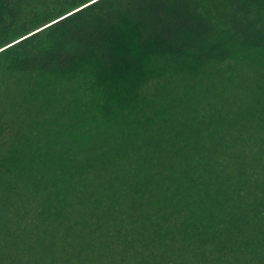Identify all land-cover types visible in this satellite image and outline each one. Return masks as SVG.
<instances>
[{
  "label": "trees",
  "instance_id": "obj_1",
  "mask_svg": "<svg viewBox=\"0 0 264 264\" xmlns=\"http://www.w3.org/2000/svg\"><path fill=\"white\" fill-rule=\"evenodd\" d=\"M88 3L0 0V264H264V0Z\"/></svg>",
  "mask_w": 264,
  "mask_h": 264
},
{
  "label": "snow or ice",
  "instance_id": "obj_2",
  "mask_svg": "<svg viewBox=\"0 0 264 264\" xmlns=\"http://www.w3.org/2000/svg\"><path fill=\"white\" fill-rule=\"evenodd\" d=\"M124 2L127 3L129 7H132L134 4L148 3L150 0H124ZM96 3L97 0H89V3L85 4L84 7H90ZM160 24L162 30L168 33L185 31L182 17L168 18L166 13H162Z\"/></svg>",
  "mask_w": 264,
  "mask_h": 264
},
{
  "label": "rangeland",
  "instance_id": "obj_3",
  "mask_svg": "<svg viewBox=\"0 0 264 264\" xmlns=\"http://www.w3.org/2000/svg\"><path fill=\"white\" fill-rule=\"evenodd\" d=\"M183 87V84L179 81L172 82V85L163 87L167 95L176 96L178 93H180L181 89Z\"/></svg>",
  "mask_w": 264,
  "mask_h": 264
}]
</instances>
